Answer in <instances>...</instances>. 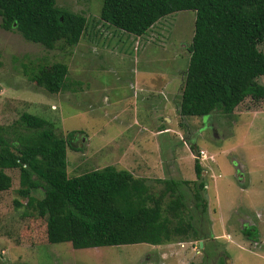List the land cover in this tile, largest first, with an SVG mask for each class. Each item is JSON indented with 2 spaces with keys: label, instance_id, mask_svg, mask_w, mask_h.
I'll return each instance as SVG.
<instances>
[{
  "label": "rangeland",
  "instance_id": "374dc122",
  "mask_svg": "<svg viewBox=\"0 0 264 264\" xmlns=\"http://www.w3.org/2000/svg\"><path fill=\"white\" fill-rule=\"evenodd\" d=\"M57 4L85 14L89 21L71 48L46 49L0 27V125H11L27 111L51 121L65 136L75 131L66 149L70 174L106 165L129 170L130 165L141 164L131 169L148 183L156 178L194 179L179 187L186 212L194 215L205 242L203 248L199 241L81 248L68 241L49 243L45 219L25 216L23 208L14 206L19 170L9 168L12 185L0 191V264H264V109L238 114L214 110L185 117L177 111L194 11L167 15L137 36L99 18L102 0ZM25 56L66 62L72 82L57 93L45 91L22 74L19 61ZM260 68L250 85L254 89H264V67ZM255 103L248 97L243 106ZM200 149L215 158L203 166L205 179L214 178L208 188L199 189L209 200L205 211L196 208L193 199L204 178L195 179L193 168ZM143 155L151 166L146 172ZM156 163L162 170L155 168ZM33 194L43 195L41 190Z\"/></svg>",
  "mask_w": 264,
  "mask_h": 264
},
{
  "label": "trees",
  "instance_id": "16d2710c",
  "mask_svg": "<svg viewBox=\"0 0 264 264\" xmlns=\"http://www.w3.org/2000/svg\"><path fill=\"white\" fill-rule=\"evenodd\" d=\"M180 10L195 13L177 106L181 117L214 110L226 114L263 110L264 100L259 99L264 98V89L250 85L264 67V0H102L99 18L141 36L158 20ZM88 26L85 14L61 7L57 0H0V27L46 49L75 46ZM24 58L19 61L22 74L45 91L57 93L72 82L66 62H49L44 56ZM248 97L256 103L244 107ZM74 133L65 136L51 121L27 111L11 125H0V191L12 185L6 169L18 168L14 206L23 208L25 216L45 219L49 243L68 241L81 248L200 240L179 187L195 181L156 178L148 183L145 177L114 165L70 174L66 149ZM194 172L201 177L197 158ZM156 183L162 186L157 188ZM197 185L193 199L196 208L204 211L206 202L199 190L204 181ZM36 190L43 195L35 196ZM245 233L249 235L246 229Z\"/></svg>",
  "mask_w": 264,
  "mask_h": 264
},
{
  "label": "crops",
  "instance_id": "0c3cea01",
  "mask_svg": "<svg viewBox=\"0 0 264 264\" xmlns=\"http://www.w3.org/2000/svg\"><path fill=\"white\" fill-rule=\"evenodd\" d=\"M161 129H163V128H161ZM169 128H167V130H168ZM76 139H79V137H77L76 136ZM85 140H86V136H84L83 135V137H82V143L83 144H85ZM80 150H81V148H79ZM207 152V151H206ZM208 153V152H207ZM209 154V153H208ZM209 155H211L212 156V159L210 160V162H215V158H214V156H213V154H209ZM145 158H147V157H145ZM121 159V158H120ZM141 159L143 160V162H142V165L146 168V170L145 169H143L145 172L146 171H148L150 168H151V166L149 165V164H147L146 162H145V160H144V155L143 156H141ZM123 160V159H122ZM173 160H174V162H173V164L175 165V159H174V157H173ZM148 161H149V157H148ZM198 161H199V163H200V165L202 166V176L204 177V163H203V160H199L198 159ZM123 166V165H122ZM122 166H118L119 167V169L122 167ZM131 167H133L134 169H137L138 167H142L141 166V164H136V165H130ZM116 167V166H115ZM131 167L129 168V171H131L133 174H134V172H133V170L134 169H131ZM155 168L157 169V170H162V168H161V166L160 165H158L157 163H156V165H155ZM193 168H194V162H193ZM123 169H125L124 167H123ZM207 171V169H205V172ZM195 173V172H194ZM136 175V174H135ZM139 176H142V175H139ZM143 177V176H142ZM195 179H196V175H195ZM212 179H214L213 177H211V176H209L207 179H205V177L203 178V179H201V180H203L204 181V188H208V184H209V180H212ZM194 180V179H193ZM207 180V181H206ZM241 187H242V185H241ZM203 188V189H204ZM243 189H246V188H243ZM215 195V194H214ZM204 198H205V202H206V208H207V203L209 204V200L207 201L206 200V197L205 196H203ZM214 197V196H213ZM215 199L217 198V196H215L214 197ZM206 209H204V211H205ZM247 226H250L249 224H247ZM246 228H248V227H246ZM199 231V230H198ZM200 232V231H199ZM211 236V235H210ZM215 237V236H214ZM204 236H202L201 235V237H200V240H196V241H199V243H198V246L200 247L201 246V248H203V243L205 242L204 241ZM213 238V236H211V239ZM200 241H201V245H200ZM189 242H191V243H194V242H192V241H189ZM180 245H184V243H186L185 241H181V242H178ZM152 245V244H151ZM153 246H156V245H153ZM194 249L196 248V246H192Z\"/></svg>",
  "mask_w": 264,
  "mask_h": 264
},
{
  "label": "built area",
  "instance_id": "2783aa9c",
  "mask_svg": "<svg viewBox=\"0 0 264 264\" xmlns=\"http://www.w3.org/2000/svg\"><path fill=\"white\" fill-rule=\"evenodd\" d=\"M198 155H199V158L202 159V160H205V159H212V156L208 155V154L206 153V151L203 150V149H200V150H199Z\"/></svg>",
  "mask_w": 264,
  "mask_h": 264
},
{
  "label": "clouds",
  "instance_id": "9594fccd",
  "mask_svg": "<svg viewBox=\"0 0 264 264\" xmlns=\"http://www.w3.org/2000/svg\"><path fill=\"white\" fill-rule=\"evenodd\" d=\"M198 153H199V151H198ZM198 153H197V156H196V158L197 159H199V160H202V159H200L199 158V155H198ZM207 153V152H206ZM208 154V153H207ZM209 155V154H208ZM211 156V155H210ZM211 159H205V160H203V163L205 164V162H207V161H210ZM206 165V164H205Z\"/></svg>",
  "mask_w": 264,
  "mask_h": 264
},
{
  "label": "water",
  "instance_id": "95a60500",
  "mask_svg": "<svg viewBox=\"0 0 264 264\" xmlns=\"http://www.w3.org/2000/svg\"><path fill=\"white\" fill-rule=\"evenodd\" d=\"M200 245H201V241H200Z\"/></svg>",
  "mask_w": 264,
  "mask_h": 264
}]
</instances>
